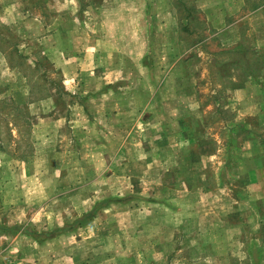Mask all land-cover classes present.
Masks as SVG:
<instances>
[{
  "label": "rangeland",
  "instance_id": "1",
  "mask_svg": "<svg viewBox=\"0 0 264 264\" xmlns=\"http://www.w3.org/2000/svg\"><path fill=\"white\" fill-rule=\"evenodd\" d=\"M0 264H264V0H0Z\"/></svg>",
  "mask_w": 264,
  "mask_h": 264
},
{
  "label": "crops",
  "instance_id": "2",
  "mask_svg": "<svg viewBox=\"0 0 264 264\" xmlns=\"http://www.w3.org/2000/svg\"><path fill=\"white\" fill-rule=\"evenodd\" d=\"M115 10L112 11V13L108 14V16H112Z\"/></svg>",
  "mask_w": 264,
  "mask_h": 264
}]
</instances>
